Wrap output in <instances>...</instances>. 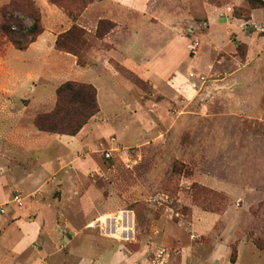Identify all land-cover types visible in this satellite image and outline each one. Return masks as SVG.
<instances>
[{
    "label": "rangeland",
    "instance_id": "obj_1",
    "mask_svg": "<svg viewBox=\"0 0 264 264\" xmlns=\"http://www.w3.org/2000/svg\"><path fill=\"white\" fill-rule=\"evenodd\" d=\"M94 1L62 0L63 6L51 3L68 17L65 24L53 28L57 36L73 25L87 32L88 45L78 51L85 64L90 62L92 49L108 46L98 41L96 30L90 31L96 22L98 25L99 20L94 21L97 13L88 19L81 17ZM204 1L211 5L209 9ZM82 2H88L84 9ZM177 8L185 19L201 15L188 27L190 20L179 19L189 38L187 48L198 41L195 52L188 48L187 58L179 66V85H187L185 91L169 83L156 88L116 62L107 66H113L118 77L106 66L100 73L93 69L99 76L95 86L101 112L77 137L38 131L32 121L36 114L53 108L58 84L95 78L92 70L60 65L57 52L44 64L26 60L29 53L0 36V58L4 57L0 91L10 92H0V137L10 142L26 139L28 133L29 140H40L45 146L56 141L76 142L83 155L80 163L88 167L80 186L95 192L94 216L102 223L79 231L81 237L93 240L81 248L92 247L100 254L95 249L103 251L97 240L103 235L113 239L111 245L123 241L118 247L121 251L144 250L152 264H232L237 247L245 242L239 264H264V250L252 242L253 237L264 234V207H258L264 203V7L246 0H183ZM208 12L215 13L211 23L203 15ZM18 19L25 28L29 26L30 19ZM41 23L43 27L42 13ZM11 28L18 30L14 25ZM199 56L198 64L190 63ZM9 101L14 116L7 115ZM14 124L18 125L16 131L10 129ZM108 151L110 158L104 155ZM218 183L231 188L220 190ZM15 193L21 192L14 191L0 202V264H76L69 254L75 234L68 233L58 218L50 227L44 223L33 243L21 250L12 247L11 239L20 231L13 224L15 218L30 222L32 216L16 213L24 211L29 198L21 193L24 201L18 206L11 201ZM226 211L234 213L228 218L231 221L225 218ZM207 215H215L217 220H204ZM194 217L198 224L202 220V227L192 225ZM153 225L159 229V238L152 237ZM219 244L224 252L214 262L211 255Z\"/></svg>",
    "mask_w": 264,
    "mask_h": 264
},
{
    "label": "crops",
    "instance_id": "obj_2",
    "mask_svg": "<svg viewBox=\"0 0 264 264\" xmlns=\"http://www.w3.org/2000/svg\"><path fill=\"white\" fill-rule=\"evenodd\" d=\"M7 1L0 0V6ZM34 2L41 10L44 29L35 41L22 50L24 53H29L26 60L43 62L44 64L47 57L51 54L54 55L53 52H57L58 55L56 56L58 57L56 58L60 65H70V68L80 66L75 55L59 51L54 47L57 34L53 31V28L59 23L65 24L68 17L61 9L51 4L49 0H34ZM182 2L183 0H95L85 8L81 17L88 19L92 16V13H97L95 22L101 19H109L115 23V27L103 38L98 39L100 42H105L108 45L107 48L92 49L89 52L90 62L85 66H80L84 70H92L95 78L74 81L91 83L95 86L97 85L96 79L99 78L97 73H100L104 68H108L107 65L110 63L116 62L122 67L131 69L132 72L149 83L156 84V88L158 85L169 83L172 87H180L181 91H185L184 88L187 85H179L182 77L178 75L180 64H183V61L187 58V41L189 39L186 28H183L184 26L182 27L179 21L180 18L185 19V15L177 8L178 4ZM204 4L206 9L211 6L207 1H204ZM213 12L203 14L209 20V23L214 18L213 14L215 13ZM200 18L201 15L195 14L187 17L185 20H190L186 24L187 27L191 26L195 19ZM31 24L32 21L29 20V26ZM91 28L90 31H95L97 22ZM146 37L149 39H146ZM147 41H159L160 44L153 43L154 45H152L146 43ZM153 47L155 48L150 51L149 49ZM9 48H11L10 44L7 45V51ZM144 51H146V54H143ZM200 56L199 58L193 57L196 60L191 58L190 63L198 64ZM3 59L4 57L0 58V68ZM109 68V71H114L113 66ZM27 74L28 77L32 76L31 72H27ZM113 75L118 77L115 71ZM68 80L70 79L65 81ZM192 91V89H189L188 93L191 94ZM0 92L2 95L10 94V92L7 93V90ZM97 101L99 103L98 90ZM8 103L11 108L7 111V115L14 116L13 103L11 101ZM5 105L7 104H4L2 108H5ZM25 106L27 105L24 104V108ZM19 122L20 120L17 123L19 124ZM88 123L73 136H79ZM17 126L15 124L11 125L10 129L13 128V131H16ZM26 136V139L10 142L0 137V202L8 199L14 191H20L29 198V201L25 205L24 211L18 209L16 213L27 216L32 214L30 222H26L21 217L15 218L13 224L19 226L20 231L11 239L12 247L15 250H21L26 245L33 243L39 237L43 224L46 223L50 227L52 220L58 218L62 223V227L68 233L73 231L75 234L70 240L73 245L69 254H71L73 260L78 261L76 264H152L149 254H144V250L143 253L139 250L140 248L135 250L137 252L121 251L118 247L124 244L123 241H114V244L111 245L113 239L103 235L97 239L104 246L103 251L95 249L101 251L100 254L93 252L92 247L84 246L81 248V244H92L93 240L92 237H81L78 234L79 231L92 228L91 226H101L102 223H99L97 216H94L95 192L91 187L80 186V181L87 176L88 172V167L82 166L80 163L83 156L79 150L80 148H76L74 140L56 141L45 146L40 140H38L39 143L29 140L28 133ZM84 137L82 136L80 140ZM143 138L144 136L140 139ZM31 163H33V166H29ZM54 169L55 172L52 173ZM7 172L10 175L6 174ZM223 184L218 183V188L227 192L229 190L227 188H231V186L228 184V186H223ZM227 212H225V216ZM198 214L193 213V216L198 217ZM233 214L227 213L225 218L231 221L228 218H232ZM205 218L204 220H210L211 222L217 220L215 215H207ZM194 219L195 222L192 225L195 228L203 226L202 220L198 224L195 217ZM153 228L152 237L154 239L159 238L158 227L153 225ZM246 245L245 242L239 244L236 261L232 264H239L243 258V249ZM89 251H91L90 254L86 255L85 253ZM223 252L224 247L219 244L211 255L212 260L216 262L215 260ZM100 255L102 258L99 257Z\"/></svg>",
    "mask_w": 264,
    "mask_h": 264
},
{
    "label": "trees",
    "instance_id": "obj_3",
    "mask_svg": "<svg viewBox=\"0 0 264 264\" xmlns=\"http://www.w3.org/2000/svg\"><path fill=\"white\" fill-rule=\"evenodd\" d=\"M246 1L255 7H264V0ZM49 2L64 5L62 0H49ZM87 3L82 2L83 9ZM19 16L32 20V24L25 28L18 19ZM12 25L17 26L18 30H13ZM114 27L115 23L111 20L101 19L96 28V36L103 38ZM42 31L41 13L33 0H9L0 6V36H3L16 49H26ZM87 45V32L73 25L57 36L54 47L59 51L75 55L77 63L85 66V62L80 61L78 51ZM55 95L53 108L36 114L33 119V124L39 131L73 136L100 111L97 89L91 83L68 80L57 86ZM258 207H264V203L261 202ZM252 242L258 249L264 250V234L253 237ZM232 254L235 256V249Z\"/></svg>",
    "mask_w": 264,
    "mask_h": 264
},
{
    "label": "built area",
    "instance_id": "obj_4",
    "mask_svg": "<svg viewBox=\"0 0 264 264\" xmlns=\"http://www.w3.org/2000/svg\"><path fill=\"white\" fill-rule=\"evenodd\" d=\"M197 46H198V41L190 42L189 45H188L189 51L194 53ZM193 76H194V73H190V77H193ZM197 78H199L200 80H204L203 76H198ZM104 155H105L106 158H110L111 157V153L109 151L105 152ZM11 201L16 203L18 206H22V204H23V198H22L21 194H19V193L13 194Z\"/></svg>",
    "mask_w": 264,
    "mask_h": 264
}]
</instances>
